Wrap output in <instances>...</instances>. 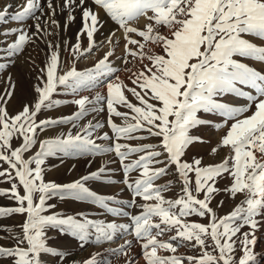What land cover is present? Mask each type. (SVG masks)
Segmentation results:
<instances>
[{
  "label": "snow or ice",
  "instance_id": "1",
  "mask_svg": "<svg viewBox=\"0 0 264 264\" xmlns=\"http://www.w3.org/2000/svg\"><path fill=\"white\" fill-rule=\"evenodd\" d=\"M91 3L118 30H123L126 40L123 62L127 64L128 57H132L142 67L131 73V87L116 75L118 69L110 61L111 50L83 71L75 63L64 70L60 46L48 42L50 55L35 86L34 103L10 115L6 105L15 85L10 84L6 96H0V162L7 165L0 170V177L11 184L10 189H0V196L17 204L0 207V217L25 215L20 225L22 237L13 236L16 244L11 248L0 246V258L9 259L10 264H42V254L63 258L62 253L48 246L47 230L51 228L70 235L81 247L90 240L100 245L127 233L140 243L145 264H258L264 259L254 251L256 232L264 224V0H91ZM9 7L0 10V23L7 22ZM57 8L67 9L69 20L75 19L76 9L81 11L80 35L87 36L88 44L82 48L77 37L71 46L73 60L85 58L94 48L98 50L94 36L103 27V21L99 12L86 6V0H62L61 5H54L53 0H45L44 4L41 0H25L10 17L20 26L0 32V53L10 58L0 62V72L14 63V58L34 38L52 35L48 29L60 26L55 19ZM141 17L149 21L143 30L132 26ZM28 20L33 24L28 25ZM161 26L168 29V35L158 31ZM31 28L34 31L30 33ZM132 34L143 42L132 38ZM113 35L114 32L107 38L109 44ZM148 44L161 47L163 54H149L150 48L145 51ZM144 60L149 63L144 64ZM97 88L104 91H96L92 97L81 95ZM54 95H69L72 99H54ZM229 96L242 98L246 103L235 106L223 99ZM69 103L77 109L72 115L37 121L42 110ZM104 112L107 113L104 123L88 120L81 124L90 114ZM199 113L222 117L223 123L215 124L217 129L227 126L218 147L211 150L212 153L218 148L228 150V156L219 163L203 165L201 158L183 159L190 145L203 142L191 130L210 123ZM117 118L120 123L115 122ZM63 125H71L66 133L41 139L49 129ZM106 126L111 134L102 131ZM150 138L157 142L131 143ZM106 154H113L119 162L122 183L132 195L128 207L141 209L138 214L131 215L114 206L120 204L115 196L98 194L88 186L89 182H115L106 175L110 171L106 166L64 184L45 180L44 166L49 157ZM173 166L181 183V194L166 199L163 193L169 185H158L156 181ZM133 173L138 174L135 179ZM226 177L231 183L224 191L233 199L237 195L244 198L230 213L218 216L211 203L221 191L216 186L218 180ZM53 197L82 202L113 217H128L129 222H106L89 218L84 212H50L56 206L47 201ZM192 216L204 218L207 223L189 221L187 218ZM245 227L249 230L242 231ZM173 231L175 234L167 240L160 239ZM131 243L126 241L113 254L127 256ZM24 244L26 247L21 246ZM180 247L199 249L200 254L178 255ZM161 250L171 254L160 255ZM84 264L101 262L92 256ZM126 264L135 261L129 258Z\"/></svg>",
  "mask_w": 264,
  "mask_h": 264
},
{
  "label": "rangeland",
  "instance_id": "2",
  "mask_svg": "<svg viewBox=\"0 0 264 264\" xmlns=\"http://www.w3.org/2000/svg\"><path fill=\"white\" fill-rule=\"evenodd\" d=\"M89 1V0H88ZM91 1V0H90ZM42 4L45 3V0L41 1ZM54 5H61L62 0H53ZM94 8L95 5L91 4ZM46 6V5H45ZM60 8H57V10ZM97 9V8H96ZM100 10V9H99ZM102 13L103 11L100 10ZM104 14V12H103ZM6 23H0V32H3L9 27H15V21H12L10 17L6 18ZM33 22L28 20L27 24ZM149 21L141 17L137 21L132 23L133 27L138 29H145V26ZM51 27L48 29L50 31ZM34 30H29L31 33ZM81 31V30H80ZM158 31L162 35H168V29L161 26ZM52 35H44L41 39H35L34 42L28 43L22 54L14 58V63L9 64L6 70L0 72V96H6V90L10 88V84H14V91L11 98L8 100L6 108L10 115L17 114L22 110L23 106L28 104L32 105L37 98V93L35 92V86L39 83V77L43 75L41 69L45 68L47 58L50 55V50L47 46L48 42L53 43L54 45H59L60 58L64 62V70H67L69 66L75 63V66L78 70H85L92 67L99 59L108 53L107 51V42L106 41H97L96 36H94L95 41L99 45L98 50L93 49V53L87 55L85 58H80L73 60L71 53V46L74 45L77 41V37L81 36L80 32L77 31L74 35H68L62 37L57 30L53 32L50 31ZM62 37V38H61ZM132 38L139 39L142 41V38L132 34ZM14 39V37H13ZM84 39V40H83ZM80 39L81 47L86 48L88 41L87 36ZM83 40V41H82ZM101 42V43H100ZM143 42V41H142ZM255 43L258 45L261 44L259 40H255ZM0 43H2V38H0ZM104 43V44H103ZM126 40L124 42H119V45L114 46L113 55L110 57V61L113 66L118 69L116 75H119L120 79L127 84L129 87L132 86L131 80L129 79L131 73L137 72L141 69L142 65L138 59L128 57V63L123 62V57L125 56V49L119 52L120 48L125 47ZM124 45V46H123ZM106 47V49H105ZM119 47V49H118ZM134 47V46H130ZM151 49L149 54H163L162 49L159 46L148 44L146 45L145 51ZM112 51V50H111ZM23 55L22 63L17 62L16 58ZM10 58H6L4 54L0 53V62H7ZM244 62L250 63V65L259 68L260 66L255 62L245 60ZM144 64L149 63L147 60L143 61ZM17 70V71H16ZM9 77H11V82H9ZM96 91L103 92L104 89L97 88L94 91H85L81 95H88L92 97L95 95ZM54 99L61 100H71L72 97L69 95H54ZM128 98L136 103L131 94H128ZM225 101L232 103L235 106H241L246 103L242 98L235 97H226L223 98ZM2 104V101H0ZM254 108V105H253ZM76 106L72 104H64L58 107H55L51 110H42L41 114L37 116V121L45 118H59L72 115L76 111ZM124 111L125 109H120ZM201 118L210 121V123L198 126L197 128L191 130V134L198 136L202 139L203 142H195L189 146L186 150V155L183 157L184 160L191 161L194 158H201L203 165L216 164L221 162L226 156H228V150L225 148H218L216 153H212L214 147H218L219 142L223 135L226 134L227 126L217 129L215 124L223 123V118L215 114L199 113ZM95 118V119H94ZM107 119V113H92L87 116L84 120L81 121V124L87 123L88 120H93V122L99 121L104 123ZM116 123L121 121L117 118ZM229 126L231 121L228 122ZM71 125H63L49 129L42 136L43 138H52L61 133H66ZM75 131V130H73ZM102 131H107L110 133V129L106 126ZM111 134V133H110ZM101 144H107L109 142L97 141ZM157 141L154 138H150L144 141H132L131 143H156ZM15 146V142H14ZM38 148V145H37ZM36 149H33V152ZM135 158V157H133ZM89 161L92 163L89 165ZM101 166H106L110 171L106 174L110 177L114 183L106 182H89L88 186L97 191L98 194L102 195H111L115 196L118 201H120L118 206L121 209L127 211L129 214L134 215L138 214L141 209L137 207H128L127 202L132 199L131 193L125 188L122 183L123 173L119 162L116 160L113 154H106L103 156L97 157H49L46 160L45 168L47 169L45 173L46 181H53L58 184H64L78 179L79 177L86 175L92 171L99 169ZM161 167L163 165H160ZM7 168L6 164L0 162V170ZM14 175V173H13ZM137 173L132 174V179H135ZM158 185L168 184L169 189L163 193L166 199H175L180 195L181 183L178 180V176L175 172L174 166L171 167L168 173L162 176L158 181ZM231 183V179L226 177L224 179H219L217 182V187L221 191L216 194L215 198L211 203V207L216 211L218 216H224L230 213L235 206L240 203L244 198L242 195H237L235 199L230 197V194L225 192L224 189L228 187ZM11 184L5 182V178L0 177V189H10ZM19 191L23 195V188L20 187ZM220 201H223L222 206ZM141 201L138 199L137 201ZM48 204H54L56 207L51 209L50 212H60L64 214H75L77 212H84L89 218L93 219H104L106 222L115 221L117 223H128V217H113L111 214H106L102 210L87 205L82 202H76L72 200L61 201L56 197L47 201ZM17 206L14 200H10L6 196H0V207H15ZM49 214V213H46ZM189 221H195L200 223H207V220L204 218L192 216L187 218ZM25 215L21 214H12L5 217H0V246L11 248L16 244V240L12 239L13 236L22 237V229L20 225L24 222ZM249 229L245 227L242 231H248ZM173 232H169L164 236L160 237L162 240H167L171 235H174ZM48 246L52 247L56 251L62 253L63 258L57 255L51 254H42L41 261L42 264H84V262L92 256H96L101 264H126V261L129 258H132L135 261V264H145V260L142 256V248L140 243L136 242L132 235L127 233L118 234L113 241L104 242L100 245L94 243L93 240H90L83 247L80 246V242L72 238L68 234H61L56 229H48ZM257 236V245L255 246L254 251L258 257L264 256V224L256 232ZM126 241H131V247L128 250V255H119L113 254V250L118 248L120 245L125 244ZM26 247V244L21 245ZM239 248V244H237ZM160 255H170L171 253L164 252L161 250ZM178 255L187 256V255H199V249L193 250L191 247H180L177 251ZM239 256V252H237ZM0 264H10L9 259L0 258ZM258 264H264V259H260Z\"/></svg>",
  "mask_w": 264,
  "mask_h": 264
},
{
  "label": "bare ground",
  "instance_id": "3",
  "mask_svg": "<svg viewBox=\"0 0 264 264\" xmlns=\"http://www.w3.org/2000/svg\"><path fill=\"white\" fill-rule=\"evenodd\" d=\"M24 3H25V0H0V10H3L5 7H7V6L10 5L11 7H9L8 16L6 17V18H8V17H11V15L15 11H17ZM91 4L92 3H91L90 0L89 1L86 0V6H90V7H92V9L94 11L99 12L100 19L103 21V27L100 29L99 32H97L95 34L96 40L98 42L99 41H106L107 42V45H106L107 46V51L108 52L110 50L113 51L114 50V46L119 45V42H122V41L124 42V39L125 38H124L123 30H118V26L115 25L110 20V18L106 17L105 13L104 14H103V12L101 13L98 8L97 9L94 8ZM73 16L75 17V19L69 20L67 18L68 17V10L65 9V10L61 11L60 9H58L57 12H56L55 19L58 21V23H59L60 26L59 27H51L50 31L53 32L54 30H57L62 37H65V36H68V35L69 36L70 35H74V34H76L77 31H79L81 33V31H82V18H81V11H80V9H76L73 12ZM15 23H16V26L15 27L20 26V25H18L17 22H15ZM32 24H33V22L29 23V25H32ZM29 30H34V28H31ZM113 32L115 33V35L112 36V43L109 44L107 38L110 35V33H113ZM83 37H86V35L80 36V39L81 38L83 39ZM105 49H106V47H105ZM118 49H119V47H118ZM124 49H125V47L120 48L119 49V52H121ZM22 56L23 55H21L18 58H16L17 62L22 63V59L24 58Z\"/></svg>",
  "mask_w": 264,
  "mask_h": 264
}]
</instances>
